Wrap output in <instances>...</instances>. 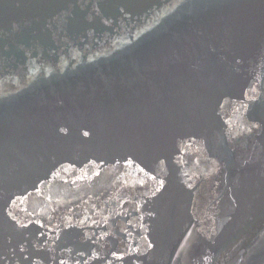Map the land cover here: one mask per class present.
<instances>
[{
  "label": "water",
  "instance_id": "1",
  "mask_svg": "<svg viewBox=\"0 0 264 264\" xmlns=\"http://www.w3.org/2000/svg\"><path fill=\"white\" fill-rule=\"evenodd\" d=\"M0 264H264V0H0Z\"/></svg>",
  "mask_w": 264,
  "mask_h": 264
}]
</instances>
